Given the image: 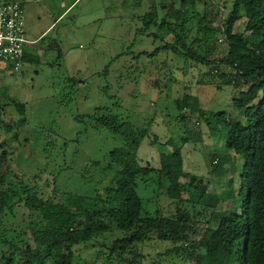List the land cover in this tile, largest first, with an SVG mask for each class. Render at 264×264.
<instances>
[{"label": "rangeland", "instance_id": "374dc122", "mask_svg": "<svg viewBox=\"0 0 264 264\" xmlns=\"http://www.w3.org/2000/svg\"><path fill=\"white\" fill-rule=\"evenodd\" d=\"M5 1L14 0L0 3ZM16 1L25 12L28 43L24 49L29 59L23 60L19 71L0 63V109H5L0 119V145L4 143L10 151L11 167L26 183L44 197L53 196L54 190L94 195L101 189L107 182L104 168L110 162L109 153L122 142L85 116L108 108L148 129L138 152L143 166L160 168L161 155L171 154L174 146H179L185 170L203 178L208 193H217L222 201L237 194L245 161L227 150L222 131L213 133L212 122H207L219 112L246 122L234 106L233 87L219 88V73L215 74L212 66L184 64L167 55L136 57L160 46L148 33L138 34L140 17L156 0ZM208 1L219 6L217 24L221 25L231 11L232 0ZM245 28L242 21L235 31L244 32ZM220 44L222 58L227 43L222 39ZM220 73L229 74V69L221 66ZM185 95L201 113L179 104ZM15 105L24 106V114ZM213 155L221 158L214 164ZM220 161L224 174L213 168ZM155 189L149 184L139 193L154 197ZM163 192L165 199L145 204L147 214L171 209ZM11 222L18 230L29 226L23 212ZM140 248L144 254L141 264H196L189 253H168L173 248L168 243L153 241ZM76 251L77 264H103L94 248Z\"/></svg>", "mask_w": 264, "mask_h": 264}, {"label": "trees", "instance_id": "16d2710c", "mask_svg": "<svg viewBox=\"0 0 264 264\" xmlns=\"http://www.w3.org/2000/svg\"><path fill=\"white\" fill-rule=\"evenodd\" d=\"M217 9L208 0H156L140 17L138 34L148 33L160 46L136 57L167 55L184 64L212 66L220 75L219 88L233 87L234 106L246 122L225 112L213 113L207 122L213 133L222 131L227 150L245 161L237 194L222 201L208 193L203 178L185 170L179 146L161 155L160 168L143 166L138 152L148 129L98 108L85 118L122 146L109 153L107 182L94 195L54 190L53 196H42L12 169L10 151L0 145V264H77L80 247L96 249L103 264H141L140 247L153 241L171 244L168 253H189L196 264H264V0H232L221 25ZM242 21L245 31L236 32ZM222 39L227 50L219 58ZM221 66L229 74L220 73ZM187 98L179 104L201 113ZM15 106L24 114V106ZM3 113L2 108L0 119ZM216 158L221 159L213 155L212 164ZM221 163L213 168L224 174ZM149 184L156 194L143 197L139 190ZM163 191L171 209L147 214L145 204L165 199ZM19 212L29 221L24 230L11 222Z\"/></svg>", "mask_w": 264, "mask_h": 264}, {"label": "built area", "instance_id": "2783aa9c", "mask_svg": "<svg viewBox=\"0 0 264 264\" xmlns=\"http://www.w3.org/2000/svg\"><path fill=\"white\" fill-rule=\"evenodd\" d=\"M25 12L19 1L0 3V63L19 71L24 60Z\"/></svg>", "mask_w": 264, "mask_h": 264}, {"label": "crops", "instance_id": "0c3cea01", "mask_svg": "<svg viewBox=\"0 0 264 264\" xmlns=\"http://www.w3.org/2000/svg\"><path fill=\"white\" fill-rule=\"evenodd\" d=\"M51 27H49V29H50ZM48 29V30H49ZM43 34H45V33H43ZM41 37V36H40ZM37 40V39H36ZM36 40H34V41H31L30 40V42H32V44H36L37 42H36ZM25 59L26 60H28L29 59V55L27 54V52H24V61H25Z\"/></svg>", "mask_w": 264, "mask_h": 264}]
</instances>
